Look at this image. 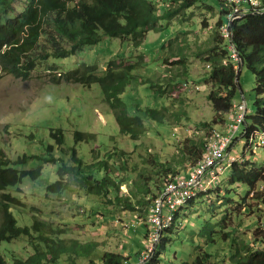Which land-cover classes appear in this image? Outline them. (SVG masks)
I'll return each instance as SVG.
<instances>
[{"label": "rangeland", "instance_id": "1", "mask_svg": "<svg viewBox=\"0 0 264 264\" xmlns=\"http://www.w3.org/2000/svg\"><path fill=\"white\" fill-rule=\"evenodd\" d=\"M208 1L217 11L205 6L183 17L185 22L180 18L175 19L169 29L150 32L140 48H135L130 41L105 37L99 45L87 47L75 56L50 61V64L59 68V72L67 73L87 64L98 66L102 74L111 60L119 59L124 66L141 61L134 72L137 78L123 97L130 113L142 110L147 129L137 142L120 133L115 113L106 102L100 85L85 87L80 84H55L50 80L53 74L59 76L57 71L38 70L26 81L3 76L0 71V158L17 162L19 158L28 156L26 163L13 167L20 170L43 167L38 180L28 178L18 188L8 190L23 203V206L13 208L21 226H32L36 215L39 221L59 232L62 239L76 240L81 244H99V254L110 251L121 253L128 258V264H145L150 260L147 257L142 261L151 233L147 212L142 218L140 213L122 209L114 211L115 207L110 206L107 210L114 212L109 214L101 199L88 195L72 180L68 181L71 184L69 191L50 193L48 186L59 180L60 164H46L43 158L50 157L47 149L51 145L54 146L53 157L63 159L66 164H72L74 148L77 156L87 165L114 154L115 157L108 160L116 178L123 182L119 192L123 198L141 193L136 180L147 161L153 158L172 166L178 173L189 175L185 171L193 164L190 156L185 157L182 148L189 144L188 141H209L214 131L225 135L236 117L234 112L227 117L226 122L219 118L215 124L217 115L208 101L212 86L206 78L210 69L202 52L212 48L214 38L219 36L211 19L216 17L220 7L218 1ZM172 40L173 43L169 44ZM237 56L233 52V57ZM183 57L186 58L184 64L176 63ZM237 70L240 71V66ZM240 84L242 92L239 104L247 102L249 117L256 118L264 106V96L260 97L256 91L257 78L245 69ZM161 85L166 86L168 92L159 96L156 90ZM164 107H167L165 122L152 120L145 113L148 108ZM205 124L211 125L208 127ZM249 124L252 125V119ZM54 129L64 130V146L58 145L53 139L51 134ZM76 131L94 134V140L76 143ZM235 143L234 157L239 158L241 163L250 161L253 166L264 168V149L246 152L248 139L245 127L240 129ZM122 152L126 155L121 158ZM124 162L126 167L123 171L114 168V165L121 168ZM230 178L231 171L221 177L220 188L231 192L228 199L239 202L248 196L250 188L232 186L229 184ZM158 183L160 179L156 177L151 182L156 192L160 191L155 187ZM221 195L224 196V193L221 192ZM204 200L185 208L171 230L164 231L163 237L168 243L165 249L160 248V264L192 262L197 247L206 250V242L200 239V233L208 224L215 225L222 220L223 212L230 207H226V202L218 197L207 196ZM249 203L255 205L252 200ZM256 210L257 215L248 213L238 219L234 216L229 221L227 230L223 232L233 233V240H237L236 246H233V240L225 242L216 238L217 245L210 249L214 263L228 264L231 249L235 251L241 243L254 246L260 207ZM1 222L0 210V225ZM32 244L28 238L22 237L11 243L3 242L0 252L8 261L14 257L25 259L34 254L35 247ZM66 261L67 257H63L62 262L68 264Z\"/></svg>", "mask_w": 264, "mask_h": 264}, {"label": "trees", "instance_id": "2", "mask_svg": "<svg viewBox=\"0 0 264 264\" xmlns=\"http://www.w3.org/2000/svg\"><path fill=\"white\" fill-rule=\"evenodd\" d=\"M213 1L220 3L219 12L211 19L219 31V36L214 38V46L202 53L210 69L206 78L207 83L212 86L208 101L217 115L216 124L219 118L226 122L227 117L236 112V105L239 104L242 92L240 84L242 72L237 70L241 63L246 70L256 76L258 83L256 91L260 97L264 96V14L248 13L231 21L228 17L232 12V6L223 0ZM205 6L217 11L208 0H0V71L3 76L9 75L24 81L29 80L38 70H49L52 73L57 71L59 76L53 74L50 80L55 84H80L85 87L100 85L106 102L115 113L120 133L137 142L147 129L141 115L142 110L137 107L135 113H130L123 97L132 81L137 78L134 72L141 61L130 62L128 66H124L119 59L111 60L103 74L100 73L98 66L87 64H82L67 73L59 72V68L55 64H50V61L75 56L87 47L99 45L105 37L130 41L135 48H140L150 32H163L169 29L172 21L178 18L185 22L183 17ZM226 25H229L227 27L229 38L223 34ZM172 43L173 40L169 42ZM233 52L238 56L234 58ZM185 59L183 57L176 63L184 64ZM166 91V86L161 85L156 93L161 96L168 92ZM166 111L167 107L148 108L145 113L152 120L165 122ZM250 119L252 125L249 124ZM247 121L244 127L246 134L248 133L246 138L249 139L255 131L264 129V106L256 118H250L248 115ZM205 125L209 127L211 124ZM214 132L216 134V131ZM51 135L58 145H65L64 130L54 129ZM94 137V134L81 131L74 134L76 143H89ZM210 140L188 141L189 144L182 148L185 157L190 156L193 164L185 171L186 174L196 170L205 159ZM53 149V145L49 146L47 153L50 157L43 158L46 164H60L59 180L48 186L50 193L62 194L69 191L71 184L68 181L72 180L78 188L88 192V195L101 199L106 210L114 206V211L122 209L140 213L142 218L144 212H147L149 222L156 199L169 183L185 175L153 158L147 161L136 180L141 193L135 194V197L123 198L119 194L123 182L116 178L108 160L115 157L114 154L104 156L98 163L87 165L77 156L74 148L72 164H66L63 159L53 157ZM125 155L126 153L122 152L121 158ZM28 160V156L19 158L17 162L0 158L2 213L0 246L3 242L11 243L23 237L34 243L32 245L35 251L25 259L14 257L11 261L0 252V264H64L63 257H67L68 264H128V258L121 253L110 251L99 254V244L95 242L81 244L76 240L67 241L60 238L59 232L53 230L49 224L39 221L36 215L33 217L32 226L19 224L13 208L23 206V203L17 196L8 193V190L18 188L28 178L32 181L38 180L43 172L42 166L31 170L13 167ZM125 167V162L121 168L114 165L119 172ZM155 177L160 179V183L155 186L160 189L159 192L154 191L151 185ZM229 184L248 186L250 192L239 202L228 199L231 192L220 187L199 198L204 200L207 196L218 197L230 208L223 212L222 220L215 225L208 224L200 233V239L206 242V250L201 246L197 247L193 261L184 264H216L213 262L214 255L210 253V249L217 245L218 238L225 242L233 240V233L223 232L227 230L229 221L234 216L238 219L248 213L258 214L256 208L264 203V192L261 190L264 185V168L253 166L250 161L236 164L231 170ZM250 200L255 205H251ZM114 211L107 210L109 214ZM180 212L176 216V223L181 216ZM260 212L261 210L259 214ZM259 219L260 216L257 217L258 221ZM149 231L152 233V225ZM254 234V246L241 243L237 245L235 251L231 249L228 264H264V236L256 231ZM163 236L162 234L155 252L145 264H160L162 256L160 248L165 249L168 243ZM233 242V246H236L237 240Z\"/></svg>", "mask_w": 264, "mask_h": 264}, {"label": "built area", "instance_id": "3", "mask_svg": "<svg viewBox=\"0 0 264 264\" xmlns=\"http://www.w3.org/2000/svg\"><path fill=\"white\" fill-rule=\"evenodd\" d=\"M223 1L232 6V12L228 17L231 21L248 13L264 14L263 0ZM227 27L229 25L224 27L225 37L229 38ZM236 112V117L232 120L233 125L229 126L227 133L225 135L216 133L211 139L207 155L196 170L189 175H181L175 182L169 183L156 199L150 219L152 233L147 241L146 251L142 254V261L150 258L162 234L176 223V216L182 209L198 201L202 195L217 190L221 185V177L231 171L234 165L241 164L240 159L233 156V152L240 129L248 123L247 116L250 112L247 102L237 104ZM256 149H264V129L255 131L248 139L247 151ZM261 190L264 192V185ZM260 210L256 232L264 236V203L260 205Z\"/></svg>", "mask_w": 264, "mask_h": 264}, {"label": "water", "instance_id": "4", "mask_svg": "<svg viewBox=\"0 0 264 264\" xmlns=\"http://www.w3.org/2000/svg\"><path fill=\"white\" fill-rule=\"evenodd\" d=\"M244 67H245V66H244V64H243V63H241V65H240V71H241V72H243V71H244V69H245Z\"/></svg>", "mask_w": 264, "mask_h": 264}, {"label": "clouds", "instance_id": "5", "mask_svg": "<svg viewBox=\"0 0 264 264\" xmlns=\"http://www.w3.org/2000/svg\"><path fill=\"white\" fill-rule=\"evenodd\" d=\"M143 264V263H142Z\"/></svg>", "mask_w": 264, "mask_h": 264}, {"label": "crops", "instance_id": "6", "mask_svg": "<svg viewBox=\"0 0 264 264\" xmlns=\"http://www.w3.org/2000/svg\"><path fill=\"white\" fill-rule=\"evenodd\" d=\"M237 113V112H236Z\"/></svg>", "mask_w": 264, "mask_h": 264}]
</instances>
